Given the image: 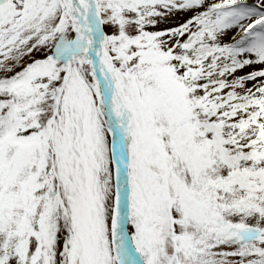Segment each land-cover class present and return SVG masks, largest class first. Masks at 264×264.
<instances>
[{
  "label": "snow or ice",
  "instance_id": "snow-or-ice-1",
  "mask_svg": "<svg viewBox=\"0 0 264 264\" xmlns=\"http://www.w3.org/2000/svg\"><path fill=\"white\" fill-rule=\"evenodd\" d=\"M0 264H264V0H0Z\"/></svg>",
  "mask_w": 264,
  "mask_h": 264
},
{
  "label": "rangeland",
  "instance_id": "rangeland-1",
  "mask_svg": "<svg viewBox=\"0 0 264 264\" xmlns=\"http://www.w3.org/2000/svg\"><path fill=\"white\" fill-rule=\"evenodd\" d=\"M175 22H176L175 20L170 21V23H169L168 25H161V27L171 26V24H174ZM40 55H41L40 53H36V54H35V56H36L37 58H39ZM256 67L258 68V67H260V66L257 65ZM251 70H252V69H250V68H245V69H243L242 72L239 73V74H245V73H247L248 71H251Z\"/></svg>",
  "mask_w": 264,
  "mask_h": 264
}]
</instances>
